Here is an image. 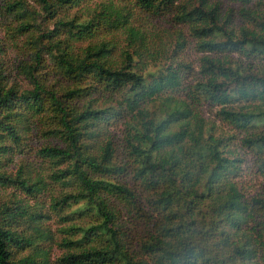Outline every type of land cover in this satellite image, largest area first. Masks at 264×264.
Returning a JSON list of instances; mask_svg holds the SVG:
<instances>
[{
    "label": "trees",
    "instance_id": "obj_1",
    "mask_svg": "<svg viewBox=\"0 0 264 264\" xmlns=\"http://www.w3.org/2000/svg\"><path fill=\"white\" fill-rule=\"evenodd\" d=\"M225 2L241 4L239 28ZM138 13L177 25L171 54ZM9 16L33 40V88L0 74V190L14 189L0 201V264H264V194L243 184L264 178V0H8L0 27ZM188 37L209 54L195 79ZM45 54L70 83L62 94L43 82ZM39 122L63 143L35 154L51 173L8 174ZM52 182L65 191L46 206Z\"/></svg>",
    "mask_w": 264,
    "mask_h": 264
},
{
    "label": "rangeland",
    "instance_id": "obj_2",
    "mask_svg": "<svg viewBox=\"0 0 264 264\" xmlns=\"http://www.w3.org/2000/svg\"><path fill=\"white\" fill-rule=\"evenodd\" d=\"M7 1L8 0H0V7H3ZM96 5V2H92L86 4L84 7L91 8L92 10L96 8ZM241 8V4L225 2L220 13L221 15H225L227 12H230V10H232V14L234 15L233 19L235 26L239 28L243 25L242 18L240 17L239 13ZM38 9V6H36L37 11ZM87 12H89L87 9L80 8L78 10H73L72 12H69V15L73 16L76 13L81 15ZM138 16L140 18H138L137 23H135V25L143 27L144 31L146 32L148 42L150 44H155L154 46H158L161 50L168 51V54H171V49L175 48L176 31L178 29L177 25H175V23H173V21H171L170 19H150V22H146V17L144 15L138 13ZM11 18L12 17L9 16L8 19H4L3 22H7V25L0 27V38L2 39V44H4V49L6 50V52L0 56V74L4 77V83L7 85L8 88L15 87L19 92H23L25 90L33 88L31 83L29 82V79H27L24 73L25 67L23 66L33 60V56L31 55L34 44H32L33 40L30 39L28 35H21L17 32V26ZM54 21H51L53 24L46 23V25L50 26L51 30L54 29ZM29 33L39 35L40 31L37 29H33V32ZM117 36L119 37V39L124 37H122V35L115 34V37ZM102 38L103 37L100 36L94 39V43H99ZM188 39H190V45L188 46V49L183 52L180 59L183 58V62L190 63L193 65V67L195 68L194 73L196 75L195 77H192V79H195L200 77L199 59L203 55L209 54H202L197 52V48L192 43L193 41H191V38L188 37ZM123 41L124 40H122V42ZM85 45L86 44H84V46ZM233 57L237 56L234 55ZM44 59L46 60L48 66L46 65L45 68L39 69L42 78H44L43 82L49 87V90H53L58 94H62L66 87L70 85V83L66 81V78L62 74H59V70L56 68L55 64L50 61V58L47 54L44 55ZM192 79L187 78L186 80L189 82ZM103 102L104 101H96L94 104L101 105ZM202 111L204 117L207 120L212 121L215 119L214 111L209 107H203ZM110 130L112 133L115 134V149H118V146L122 141V125H116L114 127H111ZM43 131V124L41 122L32 125L31 130L28 134V138L25 141V150L30 149L31 151H29L28 154H18L9 158V164H7L8 162H5L7 165L4 168V170L8 174H12L14 176L17 175L18 172H20L19 167L22 164H26V170H23L25 175L29 173L32 176H43V178H47L46 176L51 173L48 168V164L44 163L43 160L40 159V157H35V154L43 147L62 145L63 143L61 139L49 133L45 134ZM47 181L50 183L51 180ZM243 184L246 188H249L252 193L264 194V178H246ZM55 189L56 191L58 190L60 193L65 191L62 187L52 182L49 185V194L44 196L45 199L43 198L44 201H46V206L49 205L51 195L57 193L56 191H54ZM13 191L14 189L11 188L6 190H0V201H5L6 199H8V196L10 194L12 195ZM57 218L58 217L53 216L52 220L49 222V226L51 227L53 236L55 238L63 236L60 231L64 228L59 224V219ZM61 252L62 251L56 246L54 248L53 254L54 259H56V256L61 255Z\"/></svg>",
    "mask_w": 264,
    "mask_h": 264
}]
</instances>
